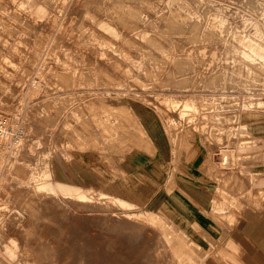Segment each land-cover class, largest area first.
Here are the masks:
<instances>
[{"label":"rangeland","instance_id":"rangeland-1","mask_svg":"<svg viewBox=\"0 0 264 264\" xmlns=\"http://www.w3.org/2000/svg\"><path fill=\"white\" fill-rule=\"evenodd\" d=\"M249 39L264 0H0V264L201 263L264 180Z\"/></svg>","mask_w":264,"mask_h":264},{"label":"crops","instance_id":"crops-1","mask_svg":"<svg viewBox=\"0 0 264 264\" xmlns=\"http://www.w3.org/2000/svg\"><path fill=\"white\" fill-rule=\"evenodd\" d=\"M257 154L262 155L264 164L263 153L257 152ZM232 180L234 182H230V188L246 190L241 195H235L236 198H234L235 202L242 206V209L237 211L230 208L223 214L225 216L233 215L235 220L227 222L222 218L224 228L220 240L206 231L201 233V263L199 264H264V202L259 204L257 201L259 194L264 192V180L260 179L257 184L252 183L251 186L248 182L242 185L241 182L236 184V180ZM249 208L252 209L249 210ZM232 229L233 231H231ZM230 231L232 232L230 237L218 244L226 238L225 236ZM227 247L240 249L243 258L242 263L237 260L238 255L231 250L229 251ZM217 248L221 252L219 256H206L210 251L215 252ZM213 249L214 251H212Z\"/></svg>","mask_w":264,"mask_h":264},{"label":"bare ground","instance_id":"bare-ground-1","mask_svg":"<svg viewBox=\"0 0 264 264\" xmlns=\"http://www.w3.org/2000/svg\"><path fill=\"white\" fill-rule=\"evenodd\" d=\"M253 3V2H252ZM118 4V3H117ZM68 11V10H67ZM131 13V12H130ZM133 13V12H132ZM72 15V14H71ZM132 16V15H131ZM179 20V19H178ZM69 22V21H68ZM89 25V24H88ZM239 35V34H238ZM59 38V37H58ZM245 38V37H243ZM242 38V40H243ZM58 40V39H57ZM248 40V39H244ZM250 40V39H249ZM112 41V40H111ZM251 42L249 43L250 45H254L255 47H252V49L256 52V54H258V56H260V58H262L264 60V46L260 43L254 42L252 39L250 40ZM113 42V41H112ZM246 43V41H245ZM248 44V43H247ZM245 45V44H244ZM249 45V46H250ZM240 48V47H239ZM250 49V48H249ZM253 50L251 52H253ZM24 52V51H23ZM248 52V51H247ZM252 54V53H251ZM254 54V53H253ZM251 56V55H250ZM253 58V56L251 57ZM254 59V58H253ZM256 59V58H255ZM263 60L260 59L261 62H263ZM130 61V60H129ZM254 61V60H253ZM256 62V61H255ZM118 79V78H117ZM2 81V80H1ZM161 107V106H160ZM10 119L9 117H5V116H0V143H10V141H14V139H12L13 137H16V135L14 136V134L12 133V128L10 127ZM16 143L12 144V152L11 154H13L16 150V148L19 146L20 143V137H16ZM60 183H63L61 185L64 186V181L62 179H58ZM62 186V187H63ZM188 188V187H186ZM192 188V187H191ZM185 194V193H184ZM192 196V195H191ZM26 203V202H25ZM204 204V203H203ZM204 207V206H203ZM148 216V215H147ZM127 224V223H126ZM169 225V224H168ZM130 228V227H129ZM143 230V229H142ZM178 231V230H177ZM180 245V244H179ZM161 254V253H160ZM97 256V255H96ZM103 256V255H102ZM150 256V255H149ZM105 258V257H104ZM151 259V258H150Z\"/></svg>","mask_w":264,"mask_h":264}]
</instances>
